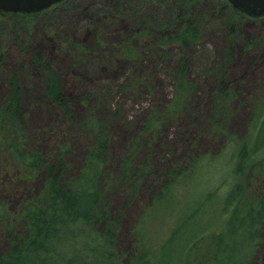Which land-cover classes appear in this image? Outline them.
Wrapping results in <instances>:
<instances>
[{
    "label": "rangeland",
    "instance_id": "1",
    "mask_svg": "<svg viewBox=\"0 0 264 264\" xmlns=\"http://www.w3.org/2000/svg\"><path fill=\"white\" fill-rule=\"evenodd\" d=\"M29 16L0 15V108L15 77L26 147L54 161L65 144L61 181L76 179L90 144L84 124L99 119L110 135L108 171H118L135 151L136 164L150 165L136 179L138 188L116 185L107 192L103 211L115 225L116 263L180 264L201 232H227L240 216L224 206L233 175L245 171L248 177V161L264 160V143L252 145L264 113L258 107L264 18L235 12L227 0H68ZM187 26L198 30L194 43L172 40ZM36 59L56 70L72 119L46 95L47 75ZM181 68L192 85L184 107L156 133L144 134L153 111L163 114L181 99ZM220 87L227 111L222 120L212 110ZM4 148L0 144V208L17 215L43 195L47 173L40 169L29 178ZM174 169L179 177L169 181ZM258 185L264 192V177ZM103 228L101 221L92 231ZM260 241L252 264H264V228ZM7 248L0 235V257Z\"/></svg>",
    "mask_w": 264,
    "mask_h": 264
},
{
    "label": "trees",
    "instance_id": "2",
    "mask_svg": "<svg viewBox=\"0 0 264 264\" xmlns=\"http://www.w3.org/2000/svg\"><path fill=\"white\" fill-rule=\"evenodd\" d=\"M0 15H11L16 19L20 16L30 17L3 12H0ZM197 38L198 30L187 26L172 40L189 45ZM126 54L132 57L134 50L127 49ZM34 63L46 72V95L72 119L69 100L61 94L59 76L54 67L37 59ZM182 68L177 78L181 99L163 114L158 110L153 111L146 122L144 134L156 133L162 120L170 114L178 113L184 107L185 98L192 85L182 76ZM10 88L9 97L0 108V144L5 146L7 154L29 172V178H33L40 169H45L47 182L43 195L24 204L19 214L11 215L5 208H0V235L5 237L8 246L0 257V264H115V225L107 221L104 213L109 200L107 192L116 185L122 187L124 184L135 183L138 188L140 181L136 179L148 172L150 165L136 164L135 151L126 155L119 164L118 171H108L110 135L101 120L93 119L84 124L90 139L84 167L76 179L61 181L60 174L65 172L62 158L67 152V146H59V157L54 161L26 147L28 138L19 116L21 89L15 77L10 80ZM224 103L225 95L220 87L212 106L215 117L226 115ZM258 107L264 109V95L259 96ZM259 122L257 138L252 144L256 149L264 143V113ZM216 127L219 130V126ZM249 145L248 143V148ZM249 152H246L245 159ZM248 162L252 165L247 168L251 170L250 174L245 178V171L233 175L235 182L224 201L225 208L234 207V210L240 211L239 218L229 224L227 232H201L200 236L188 245L180 264L253 263L264 228V192L260 191L258 185L259 180L264 177V160L257 158ZM254 164L256 165L253 166ZM177 172L178 169L169 170V181L179 177ZM101 221L103 230L100 233L93 232V226ZM144 259L150 264V260L146 258H141L138 262Z\"/></svg>",
    "mask_w": 264,
    "mask_h": 264
},
{
    "label": "water",
    "instance_id": "3",
    "mask_svg": "<svg viewBox=\"0 0 264 264\" xmlns=\"http://www.w3.org/2000/svg\"><path fill=\"white\" fill-rule=\"evenodd\" d=\"M68 0H0V12L8 14L36 15ZM236 11L247 17H264V0H227Z\"/></svg>",
    "mask_w": 264,
    "mask_h": 264
}]
</instances>
